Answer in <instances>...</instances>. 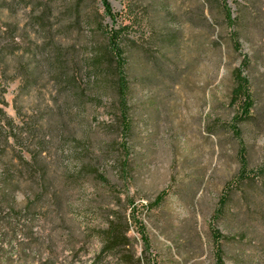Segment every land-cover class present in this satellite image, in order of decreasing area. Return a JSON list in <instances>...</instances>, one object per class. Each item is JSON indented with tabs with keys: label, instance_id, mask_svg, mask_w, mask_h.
Returning a JSON list of instances; mask_svg holds the SVG:
<instances>
[{
	"label": "rangeland",
	"instance_id": "1",
	"mask_svg": "<svg viewBox=\"0 0 264 264\" xmlns=\"http://www.w3.org/2000/svg\"><path fill=\"white\" fill-rule=\"evenodd\" d=\"M108 2L0 0V264H264V0Z\"/></svg>",
	"mask_w": 264,
	"mask_h": 264
},
{
	"label": "trees",
	"instance_id": "2",
	"mask_svg": "<svg viewBox=\"0 0 264 264\" xmlns=\"http://www.w3.org/2000/svg\"><path fill=\"white\" fill-rule=\"evenodd\" d=\"M225 1V0H223ZM104 14L108 16L112 23L115 22V14L112 12L111 6L108 0H101ZM224 6V5H223ZM225 17L228 21H230V15L227 10ZM120 30L110 28L106 31V40H107V50L111 54V60L114 68V82L113 86L115 88V93L117 95V104H118V121L121 131L126 134L130 131L131 123L129 122L128 118V99H129V86L127 77L125 75L126 67H127V60L123 57V51L119 44L120 42ZM6 64L3 58L0 56V65ZM1 67V66H0ZM43 67V66H42ZM230 104L231 105H238V112L239 116H237L234 120H241L248 117L250 109L253 105L251 100V94L249 89V81L246 76L243 75V72L240 68H236L232 72V89L230 93ZM0 113L1 110H0ZM8 126L11 127V122L8 120ZM12 128V127H11ZM235 132H238L237 129L233 127ZM241 167L242 169L245 168V162L241 159ZM245 173H242V177H245ZM164 198V194L161 193L155 200L156 204H159ZM226 202V195L222 196L219 200V210L225 205ZM132 212H135L132 211ZM134 216V214H132ZM127 225L126 221L123 222V226ZM120 232H118L117 224L111 222L110 227L106 232V245L105 247H111L116 245L120 242L121 237ZM124 237V236H123Z\"/></svg>",
	"mask_w": 264,
	"mask_h": 264
}]
</instances>
